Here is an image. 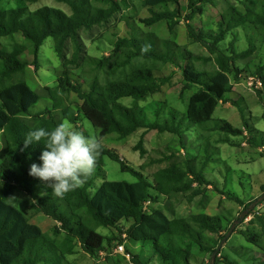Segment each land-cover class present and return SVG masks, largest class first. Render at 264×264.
<instances>
[{
    "label": "trees",
    "instance_id": "16d2710c",
    "mask_svg": "<svg viewBox=\"0 0 264 264\" xmlns=\"http://www.w3.org/2000/svg\"><path fill=\"white\" fill-rule=\"evenodd\" d=\"M39 1L17 0L16 7L6 9L1 6L5 0H0V264H78L68 260L77 254V247L92 259L105 256L108 264H121L122 260L113 255L117 246L124 243L132 264H151L153 257L144 254L147 249L153 250L160 264H209L235 220L210 215L204 208L187 217H179L176 213L183 201L192 203L201 195L200 201L205 202L206 189L213 183L205 176L213 158L209 150L201 166L195 164L199 153L194 159H184L177 156L174 152L177 150H172L165 157L168 166L148 176L146 165L138 169L130 167L102 144L94 175L63 198L52 195L43 182L29 175L30 165L40 163L43 145H30L22 150L25 137L36 128L51 130L68 121L81 129L87 113L86 110L73 108L74 105L69 103L72 95L83 102V108L86 105L96 115L100 125L99 138L100 134L103 138L114 134L122 140L145 130L136 148L143 155L146 154L143 150L144 137L149 131L176 135L184 145L186 131L177 117V111L171 110L169 117L161 123L149 122L139 105V101L161 92L171 80V77L156 75V62L160 61L163 65L173 63L171 42L148 29L165 24L172 33L181 21L182 0H144L149 16L130 17L133 31L117 37L112 42L109 56L102 57L95 64L97 69L106 68L111 76L119 73L121 77L108 81L102 88L96 87V79L93 78L88 90H84L71 74L72 68L83 67L80 62L86 57H81L80 32L104 26L121 14L120 0H53L68 6L70 13L52 6L32 10L31 7ZM215 2L187 0L183 17L188 37L193 43L203 45L209 54L208 57L195 58L212 62L215 66L213 72L200 71L195 65L182 69V93L196 87L187 103L185 117L208 134L203 137L210 147H216L217 143L235 145L230 136H243L248 130L252 132L247 123L243 126L246 130H242L225 120L216 127L202 128L212 121L218 105L228 102L225 96L232 92L233 81L247 75L257 76L264 82V63L241 65L243 60L255 53V45L250 44L246 50L238 51L235 36L224 49L221 48V43L234 31L242 29L248 32L251 31L249 28L264 31V13L258 12L254 6H246L244 10L231 6L221 14L216 29L196 28L192 22L203 17L208 6H214ZM14 36H19L21 42L14 41ZM48 38L54 40L55 51L62 62L57 70L56 86L46 87L47 97H43L32 91L19 75L30 66L26 53L34 57L32 63L36 70L39 68L40 49ZM5 39L13 41L10 48L2 45ZM69 42L74 47L70 57L66 53ZM184 50L181 58L187 61L192 57L194 61V56ZM139 58L152 63H138L136 60ZM136 62L138 65H135ZM127 98L133 100L130 106L122 103ZM42 99L51 100L52 107L32 112L31 108H36ZM214 131L220 132V135L213 142L211 134ZM248 139L252 146L264 147V134ZM106 158L119 163L121 171L130 173L136 180H106ZM99 178L104 181L93 193ZM194 183H197L196 187ZM15 193H24L35 203L39 213L54 222V227L49 228L52 235L42 225L32 223L33 218L28 216L23 206L11 202ZM222 194L240 204L243 210L256 200L253 198L244 202L233 192ZM254 211L240 222L243 225L247 218L254 216L247 227L241 229L238 226L236 232L244 241L240 252L244 254L242 259L245 264H264V215H256ZM126 224L130 225L126 227ZM99 227L115 230L114 236L99 233ZM61 235L64 238L59 241ZM127 242L138 247L140 252L134 253L126 246ZM113 247L116 248L112 251ZM224 251L225 248L220 251L215 264H242ZM257 254L260 257H256ZM200 255L208 257V262H199Z\"/></svg>",
    "mask_w": 264,
    "mask_h": 264
},
{
    "label": "rangeland",
    "instance_id": "374dc122",
    "mask_svg": "<svg viewBox=\"0 0 264 264\" xmlns=\"http://www.w3.org/2000/svg\"><path fill=\"white\" fill-rule=\"evenodd\" d=\"M143 2L144 0H120L122 5L121 14L114 17L104 26L95 27L92 31L80 32V41L83 49L81 57H86L80 62L83 67L81 69L72 68L71 74L76 82L78 81L81 83L84 90H88V85L93 78L96 79V87L102 88L108 81L113 79L116 80L118 77H121L119 73L111 76L106 68L97 69L95 64L102 57L109 56L112 50V42H114L117 37L129 35L133 31V28L130 26L133 20L130 17L144 18L149 16V12L147 8L144 7ZM1 6L6 9L14 8L17 6V0H5ZM43 6L61 8L67 13H70V8L68 6L58 4L53 0H40L37 4L32 6L31 9L34 10ZM186 6L187 0H182V15L179 19L181 21L172 33L165 24H159L152 29H148L149 31L155 32L161 39L171 42L170 45L173 51H171V56L173 57L172 62L174 64L168 63L163 65L160 61L156 62V70H158L156 71V75L171 77V80L168 85L162 88L161 92L151 95L145 101H139V105L144 109L146 118L149 122L161 123L169 117V112L171 110L177 111V117L186 131L184 145H182V141L179 140L176 135L159 133L155 130L149 131L144 137L143 150H145L146 154L143 155L141 150H137L136 148L145 130H139L130 137L122 140L114 134L105 136L104 138L100 134V137L102 144L109 150L118 154L121 160L127 162L130 167L138 169L142 165H146L145 170L148 176H152L159 169L168 166V163L165 162V157L169 156L172 150H177L174 151L177 153V156L184 159L187 157L194 159L199 153L195 161V164L198 166H201V163L205 160L204 156L207 155V150H209L213 158L205 171V176L213 183L206 189L205 202L200 201L202 198L201 195L196 197L195 201L192 203L187 202V200L183 201L176 209V213L179 217H187L192 213L201 212L203 210L202 208H204V211L210 215H222L231 220H236L240 212L242 213L244 210L240 204H237L235 201L228 199L225 194H222L223 192H233L244 202L253 198L257 199L264 194V148L252 146L248 141L249 137L252 138V136L257 137L259 134H264V84L260 88L251 87L249 85V78L246 77L238 81H233L232 92L225 96L228 102L220 103L213 114L212 121L205 124L202 128L207 126L216 127L219 122L225 120L230 122L234 127L241 128L242 130H246L243 126L247 123L252 132L250 133L248 130L243 136H230L235 145L217 143L215 144L216 147H210L209 142L203 137L208 136V134L203 133L198 125L191 124L185 117L187 103L191 94L196 91V87L190 91H186L185 94L182 93V69L185 70L188 66L192 67V65H195L200 71H215V66L212 62L206 63L195 58L208 57L209 54L203 45L193 43L188 37L186 23L183 19ZM231 6L238 7L241 10H244L246 6H254L258 12L264 13V0H216L214 6H208L203 17H198L197 20L192 23H194V26L198 29L202 27L216 29L221 14L226 13ZM249 29L251 31L246 32L240 29L239 31H234L229 34L226 40L221 43V48L224 49L229 41L236 36L238 51L246 50L250 44L256 47L255 53L249 59L243 60L241 65H246L251 62L257 65L262 64L264 63V31H258L252 28ZM145 30L148 32L147 29ZM13 40L21 42L19 36H14ZM2 45L10 48L11 45H13V41L5 39ZM184 49L194 56V61L192 57H189L187 61L181 58V53ZM73 51V44L69 42L66 48L67 56L70 57ZM25 58L30 63V66L19 76L26 81L28 87L32 91H37L43 97H47L46 87L54 88L56 86L57 70L61 67L60 65L62 62L55 51L54 40L48 38L41 47L39 53V68L37 70L32 63L34 57L30 53H26ZM136 61H138V63L145 62L149 65L152 63L144 61L142 58ZM138 63L136 62L135 65H138ZM83 80H86V82H83ZM132 102L133 100L130 98L122 100V103L127 106H130ZM69 103H72L75 109L80 108V111L84 112L86 110L85 113H87V118L83 121V127L81 126L80 130L84 131L85 134L91 131L97 136L100 125L96 115L86 105H84L83 108V102L75 95L71 96ZM45 107L51 108L52 101L49 99H46V101L42 99L36 108H31V111L37 112ZM218 134L220 135V132H212L211 140L213 142L219 139ZM221 135L223 137L225 136V134ZM1 147L0 144V150ZM196 147H198V149ZM104 167L106 170L105 179L108 181L134 182L136 180L130 173L121 171L120 164L109 158L105 159ZM103 181V178L96 180L92 190L93 193L96 192ZM196 186L197 183H194V187ZM11 202L17 206H23L28 216L33 218L32 223L42 225L44 228L48 229L47 231L51 234L49 228L54 227V222L39 213L34 207L35 203L29 199L28 196L24 193H15ZM203 202L204 206L201 205ZM25 207L27 208L25 209ZM256 207L257 210H253L256 215H264V201L259 203ZM252 218H254V216L247 218L243 225L239 224V228L245 229L247 223ZM126 225V227H128L130 224ZM236 229L232 233L230 239L224 244L223 248L226 250L224 253L230 255L233 259H237L240 263L245 264L242 259L244 254L241 255L240 252L241 245L244 241L236 232ZM97 231L107 237L111 235L114 236L115 234V230L104 227H99ZM63 238V235L58 237L59 241ZM126 246L132 249L134 253L140 252V249L130 242H127ZM115 248L116 247H113L112 251ZM145 253L147 254L146 257H153L151 264H160L159 257L154 254L152 249H147V252H144V254ZM197 253L198 252L195 250V254ZM237 253L239 255H237ZM113 256L114 258L121 259V264H131V261H127L121 254H114ZM255 256L260 257L259 254ZM105 259V256L98 258V260L92 259L86 255L80 247H77V254L70 256L68 260L78 264H108ZM198 261H204L206 263L208 262V257L200 255Z\"/></svg>",
    "mask_w": 264,
    "mask_h": 264
},
{
    "label": "clouds",
    "instance_id": "9594fccd",
    "mask_svg": "<svg viewBox=\"0 0 264 264\" xmlns=\"http://www.w3.org/2000/svg\"><path fill=\"white\" fill-rule=\"evenodd\" d=\"M244 77L249 76L241 75L240 79ZM37 144L43 145L40 163L30 165L29 175L43 182L58 198L80 188L94 175L103 147L101 138L91 131L85 134L69 122L60 123L51 130L44 127L31 130L22 143V150ZM126 259L131 261V257Z\"/></svg>",
    "mask_w": 264,
    "mask_h": 264
},
{
    "label": "water",
    "instance_id": "95a60500",
    "mask_svg": "<svg viewBox=\"0 0 264 264\" xmlns=\"http://www.w3.org/2000/svg\"><path fill=\"white\" fill-rule=\"evenodd\" d=\"M262 201H264V194L261 195L259 198H257L256 200H254L250 206L248 207L247 210H244L240 215H239V220H235L233 222V224L231 225L230 229L228 230L226 236L223 238V240L220 242L218 248L214 251L212 257H211V262L210 264H214L216 261V257L219 255L221 249L223 248L224 244L227 242L228 239H230L232 233L234 232V230L237 228V226L240 224V222L242 220H244L250 212H252L255 207L261 203Z\"/></svg>",
    "mask_w": 264,
    "mask_h": 264
},
{
    "label": "built area",
    "instance_id": "2783aa9c",
    "mask_svg": "<svg viewBox=\"0 0 264 264\" xmlns=\"http://www.w3.org/2000/svg\"><path fill=\"white\" fill-rule=\"evenodd\" d=\"M249 85L251 87L254 88H260L263 86V82L256 76H249ZM125 238V236H123ZM115 253L116 254H123L126 256V258L130 259V256L125 252V245L124 244H120L117 246V248L115 249Z\"/></svg>",
    "mask_w": 264,
    "mask_h": 264
}]
</instances>
